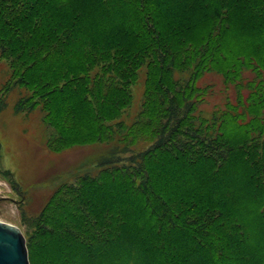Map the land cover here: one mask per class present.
Wrapping results in <instances>:
<instances>
[{
    "label": "trees",
    "instance_id": "1",
    "mask_svg": "<svg viewBox=\"0 0 264 264\" xmlns=\"http://www.w3.org/2000/svg\"><path fill=\"white\" fill-rule=\"evenodd\" d=\"M0 54L54 131L86 120L106 147L100 177L42 213L41 235L66 215L48 264L112 258L113 240L111 264H264V0H0ZM210 72L235 96L203 114Z\"/></svg>",
    "mask_w": 264,
    "mask_h": 264
},
{
    "label": "rangeland",
    "instance_id": "2",
    "mask_svg": "<svg viewBox=\"0 0 264 264\" xmlns=\"http://www.w3.org/2000/svg\"><path fill=\"white\" fill-rule=\"evenodd\" d=\"M10 72L8 62L0 54V221L21 230L30 264H48L49 254L58 251L59 241L65 235L61 230L66 225V215L59 217L57 213L56 218L47 220L52 228L58 229V236L51 232L41 235L37 231L42 213L52 200L78 186L84 177H100L106 147L103 142L89 138L86 120L67 131H54L46 122L49 114L42 101L28 98L33 91L27 87L10 83ZM244 76L252 77V73L247 71ZM146 77L147 70L140 69L137 82L131 88L132 103L121 117L124 121L134 118L139 111ZM197 84L210 86L205 101L198 107L203 114H210L221 107L225 99L235 96L231 85H226L215 72L206 73ZM69 99L68 91L67 96H56L52 104L60 107ZM105 193L97 190L101 195V208L111 205L103 197ZM105 245L108 248L102 247V253L111 249L112 258L95 256L91 262L80 264H111L112 259L118 258L116 255L122 251V245L118 240ZM78 251L68 249L65 255L73 259ZM142 261L151 263L148 258Z\"/></svg>",
    "mask_w": 264,
    "mask_h": 264
},
{
    "label": "water",
    "instance_id": "3",
    "mask_svg": "<svg viewBox=\"0 0 264 264\" xmlns=\"http://www.w3.org/2000/svg\"><path fill=\"white\" fill-rule=\"evenodd\" d=\"M0 264H30L21 230L0 221Z\"/></svg>",
    "mask_w": 264,
    "mask_h": 264
}]
</instances>
